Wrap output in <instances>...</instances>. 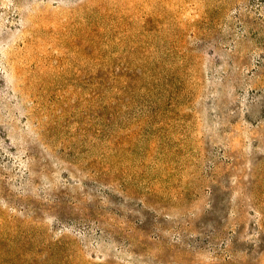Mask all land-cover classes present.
I'll return each instance as SVG.
<instances>
[{
	"label": "rangeland",
	"instance_id": "374dc122",
	"mask_svg": "<svg viewBox=\"0 0 264 264\" xmlns=\"http://www.w3.org/2000/svg\"><path fill=\"white\" fill-rule=\"evenodd\" d=\"M0 264H264V0H0Z\"/></svg>",
	"mask_w": 264,
	"mask_h": 264
}]
</instances>
